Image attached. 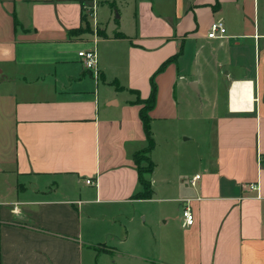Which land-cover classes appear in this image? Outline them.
Wrapping results in <instances>:
<instances>
[{
    "label": "crops",
    "instance_id": "crops-1",
    "mask_svg": "<svg viewBox=\"0 0 264 264\" xmlns=\"http://www.w3.org/2000/svg\"><path fill=\"white\" fill-rule=\"evenodd\" d=\"M0 264H264V0H0Z\"/></svg>",
    "mask_w": 264,
    "mask_h": 264
},
{
    "label": "trees",
    "instance_id": "trees-1",
    "mask_svg": "<svg viewBox=\"0 0 264 264\" xmlns=\"http://www.w3.org/2000/svg\"><path fill=\"white\" fill-rule=\"evenodd\" d=\"M171 60H169L167 63L163 64V66L160 68V72L165 69L168 63H170ZM141 105H143L141 109V119L144 124V131L145 135L148 141V147L135 155L134 160L138 168V172L140 174V182L144 188V193L141 195L144 199H150L153 192L151 190V185L150 182L147 181L144 178L145 174H150L154 171L155 165L154 163L149 159V154L154 150L155 148V141L152 136V131H151V118L149 116V113L154 109L156 105V85L154 82V79L152 80V94L151 97L146 100H138ZM141 157V158H139ZM145 161L149 164V167L144 168L142 166V162Z\"/></svg>",
    "mask_w": 264,
    "mask_h": 264
},
{
    "label": "built area",
    "instance_id": "built-area-1",
    "mask_svg": "<svg viewBox=\"0 0 264 264\" xmlns=\"http://www.w3.org/2000/svg\"><path fill=\"white\" fill-rule=\"evenodd\" d=\"M226 34H227V30H226L224 23L214 22L211 26L210 32L208 33V38H210V39L224 38L226 36ZM78 58L82 64V66L84 67V69L87 72L92 74V76L95 79L100 78L101 72L99 69L98 54H97V51L95 50V48H88V49L81 50L78 53ZM197 179H200V176H196L193 179V181H192L193 185L195 184ZM87 183L92 184V185L95 184L94 181H92V180H88ZM250 187L255 188L254 185H252ZM183 203H184V208H183L184 222H185V225L187 227H191L195 223V217L192 213V210L189 206V203L188 202H183Z\"/></svg>",
    "mask_w": 264,
    "mask_h": 264
},
{
    "label": "rangeland",
    "instance_id": "rangeland-1",
    "mask_svg": "<svg viewBox=\"0 0 264 264\" xmlns=\"http://www.w3.org/2000/svg\"><path fill=\"white\" fill-rule=\"evenodd\" d=\"M183 124H184V123H183ZM139 158H141V157H139ZM142 166H143L144 168H147V167H149V164H148L147 162L143 161V162H142Z\"/></svg>",
    "mask_w": 264,
    "mask_h": 264
},
{
    "label": "bare ground",
    "instance_id": "bare-ground-1",
    "mask_svg": "<svg viewBox=\"0 0 264 264\" xmlns=\"http://www.w3.org/2000/svg\"><path fill=\"white\" fill-rule=\"evenodd\" d=\"M236 91V89H234V92Z\"/></svg>",
    "mask_w": 264,
    "mask_h": 264
}]
</instances>
